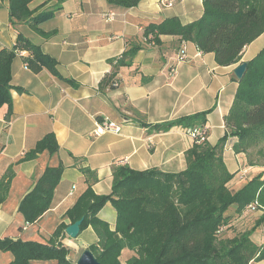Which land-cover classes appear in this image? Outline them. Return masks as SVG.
I'll return each instance as SVG.
<instances>
[{
    "label": "crops",
    "instance_id": "1",
    "mask_svg": "<svg viewBox=\"0 0 264 264\" xmlns=\"http://www.w3.org/2000/svg\"><path fill=\"white\" fill-rule=\"evenodd\" d=\"M57 6L55 0H30L31 19L11 23L8 0H0V50L11 49L21 34L56 61V71L63 78L47 69L34 73L20 55L12 61L11 85L23 91H11L8 121L7 106L0 108V180L9 169L13 173L8 193L0 203V239L46 243L59 224H72L65 213L87 187L84 169L95 173L97 180L92 190L97 195L110 193L113 166L127 165L135 171H183L186 152L194 144L184 127L157 132L148 126L209 110L203 127L206 141L215 145L228 134L225 119L238 85L233 71L264 46L263 32L244 48L238 63L219 66L212 53L204 54L177 36L162 35L159 44L145 42L143 32L150 24L171 17L183 25L197 20L202 0H178L171 7L163 5V0H140L131 8L110 5L106 0H65L60 9ZM48 12L54 15L34 30L32 18ZM133 45L141 46L133 64L119 69L114 88H100V81L111 71V60ZM181 49L186 54L185 61L178 59ZM104 118L119 124L121 132L92 137L96 121ZM49 132L58 145L55 154L42 152L33 160L16 163ZM234 141L229 136L222 152L225 166L233 174L228 182L232 193L258 174L247 169L242 153L234 152ZM59 164L64 169L50 208L36 222L26 224L18 211L21 199L46 167ZM235 209L232 206L229 211ZM97 217L110 230L115 229L116 211L110 202L98 211ZM241 218L242 215L234 218L228 225L230 229L245 231L254 225ZM250 238L262 245L264 224ZM60 242L69 250V261L75 264L84 250L97 245L98 238L87 226L76 238L64 231ZM132 256L133 252L124 249L120 260L124 263ZM12 259L10 252L0 251V264H9ZM249 264H264V260Z\"/></svg>",
    "mask_w": 264,
    "mask_h": 264
},
{
    "label": "trees",
    "instance_id": "2",
    "mask_svg": "<svg viewBox=\"0 0 264 264\" xmlns=\"http://www.w3.org/2000/svg\"><path fill=\"white\" fill-rule=\"evenodd\" d=\"M55 1L60 9L65 0ZM106 1L110 5L131 8L140 0ZM29 2L8 0L11 23L31 19ZM53 15L48 12L32 18V28L37 30L41 21ZM263 32L264 0H202V13L197 20L183 25L176 17L167 18L148 25L143 37L145 42L159 44L162 35L177 36L180 41L193 43L204 54L212 53L219 66H230L240 61L244 48ZM140 48V45H133L111 60V71L100 81L99 87L114 88L119 69L130 67ZM21 51L25 52L21 56L25 65L34 73L47 69L63 79L56 71V61L18 34L11 49L0 50V108L7 106V121L12 107L11 91H23L11 85L12 61ZM208 113L209 110L148 127L157 132H166L174 126L184 129L203 127ZM225 120L228 134L215 145L206 140L194 142L186 152V168L179 173L154 169L135 171L127 165L113 166L110 193L97 195L92 190V184L97 180L95 173L83 170L87 187L65 215L71 223L82 220L80 230L92 227L98 242L89 250L100 264H249L264 260V243L257 245L250 238L255 229L264 224V214L244 232L228 226L232 221V213H229L232 206L239 215L252 203L264 208L263 173L231 194L227 183L233 174L228 172L222 157L229 136L235 139L234 152L241 153L247 140L253 141L264 133V46L246 63ZM57 150L55 136L49 132L16 163L33 160L42 152L53 155ZM63 169L61 164L46 167L33 188L21 199L18 211L26 224L36 222L50 208ZM12 177L9 169L0 180V203L8 193ZM107 202L116 211L113 231L97 217ZM65 228V224H59L46 243L0 239V251L12 254L9 264H32L34 261L73 264L68 259L69 250L60 242ZM124 249L133 252V256L122 263L120 255Z\"/></svg>",
    "mask_w": 264,
    "mask_h": 264
},
{
    "label": "rangeland",
    "instance_id": "3",
    "mask_svg": "<svg viewBox=\"0 0 264 264\" xmlns=\"http://www.w3.org/2000/svg\"><path fill=\"white\" fill-rule=\"evenodd\" d=\"M259 42L256 43V45L259 44ZM229 125H231V124H229ZM246 143H247L246 148L243 150V152H241L242 153L241 157H242L243 163L245 164L247 169L252 168L256 172H258V174L263 173L262 178H264V133L262 136L256 138L253 141L247 140ZM246 143H244L242 145L243 148L245 147L244 145ZM246 172L248 173V170ZM227 187H228V183H227ZM228 190L230 191L229 187H228ZM233 193L231 192V194H233ZM250 205H253V208H248L247 210L246 209L243 210L240 213V215L235 213L236 212L235 210L233 212L229 211V213H232L230 216V220H233L238 215L239 216L242 215V218L240 220H246L249 223L254 224L256 219H258L260 216H262L264 214V208H260L259 206H256V204L254 205L253 203ZM230 220H228V221H230ZM246 221H245V223H246ZM239 232H244V231H239Z\"/></svg>",
    "mask_w": 264,
    "mask_h": 264
},
{
    "label": "built area",
    "instance_id": "4",
    "mask_svg": "<svg viewBox=\"0 0 264 264\" xmlns=\"http://www.w3.org/2000/svg\"><path fill=\"white\" fill-rule=\"evenodd\" d=\"M178 0H163V5L171 7ZM20 56L24 55L25 52L21 51L18 53ZM178 59L185 61L187 59L184 50L181 49L178 55ZM185 134L193 140V142H204L207 137L205 128L201 126H192L184 129ZM121 132V127L119 124L112 122L108 118L97 120L95 123V128L91 132L92 137L100 136L105 133L119 134ZM249 208H253V205H250Z\"/></svg>",
    "mask_w": 264,
    "mask_h": 264
},
{
    "label": "water",
    "instance_id": "5",
    "mask_svg": "<svg viewBox=\"0 0 264 264\" xmlns=\"http://www.w3.org/2000/svg\"><path fill=\"white\" fill-rule=\"evenodd\" d=\"M246 63H239L234 69L233 73L238 81H240L245 73ZM82 220L76 221L65 228V234L71 238H76L80 231V224ZM75 264H100L94 257L92 252L88 249L84 250Z\"/></svg>",
    "mask_w": 264,
    "mask_h": 264
}]
</instances>
